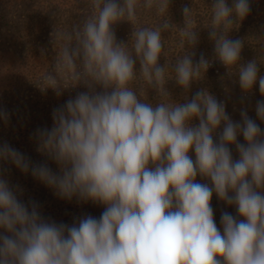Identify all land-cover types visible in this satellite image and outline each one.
Wrapping results in <instances>:
<instances>
[{
    "label": "clouds",
    "instance_id": "obj_1",
    "mask_svg": "<svg viewBox=\"0 0 264 264\" xmlns=\"http://www.w3.org/2000/svg\"><path fill=\"white\" fill-rule=\"evenodd\" d=\"M169 4L90 0L92 13L80 24L55 29V63L37 86L57 96L80 84L88 89L53 111L51 129L36 130L38 151L55 161L59 174L46 164H31L7 143L0 145V161L30 171L63 199L92 201L105 210L99 219L58 224L45 219L36 202H21L18 189L0 178V264H264V130L243 110L242 122H233L224 102L206 89L185 103L172 100L169 80L187 91L212 61L201 55L193 62L197 26L193 8L184 7V52L174 64L159 65L162 32L172 27ZM140 8L165 18L156 27H137ZM211 8L206 27L212 29L215 58L229 76L238 73L247 92L257 82L258 63L240 65L243 41L228 34L249 14V0H233L231 7L214 0ZM120 21L133 25L128 44L117 43L112 30ZM169 66L174 78L166 75ZM138 74L155 90L157 103L131 87ZM259 91L264 96V76ZM256 114L264 122V100L257 102ZM0 118L7 122L8 114L0 111ZM241 135L244 144L237 141ZM198 175L211 186L196 182ZM213 193L238 214H221L222 232L214 221Z\"/></svg>",
    "mask_w": 264,
    "mask_h": 264
},
{
    "label": "trees",
    "instance_id": "obj_2",
    "mask_svg": "<svg viewBox=\"0 0 264 264\" xmlns=\"http://www.w3.org/2000/svg\"><path fill=\"white\" fill-rule=\"evenodd\" d=\"M203 2L211 6L214 0H203ZM252 2L254 3V0ZM184 7L193 8V19L196 24L198 22L200 26H208L211 23L212 12L198 13L192 0H170L167 18L172 23V27L162 32L164 53L158 61L161 67L167 63L174 64L175 59L184 52L179 34V28L184 26ZM91 13L90 0H0V111L8 114L7 122L0 118V145L7 143L22 153L31 164H46L57 174L59 167L55 161L38 151L36 130L51 129L53 111L63 107L69 99H74L79 93L88 89L84 84H80L64 89L62 94L57 96L53 89L42 91L37 84L43 86L44 74L51 71L55 63L59 49V42L53 40L52 34L55 29L70 30ZM164 18L158 16L155 9L140 8L137 12L136 26L156 27ZM247 20L248 15L239 22L238 27H234L240 34L243 33ZM112 30L117 43L130 42L133 32V25L130 22H117ZM198 30L199 32L195 29L198 42L191 48L195 53L192 57L193 62L197 63L201 55L212 61L204 78L199 80L201 87L194 86V81L185 91L173 79L167 82L166 88L172 100L177 103L190 101L196 92L206 89L218 101L224 102L226 113L234 122H242L243 108H248L249 104H254L257 99L264 100V96L261 95L259 87H255L248 94L242 92L240 97L243 98L238 100L246 101L247 106L236 108L234 106L236 103H231L235 89L232 79L234 73L229 76L228 69L215 58L214 41L209 35L212 31L211 27H200ZM133 58L135 59V56ZM135 67L139 71L138 60ZM166 75L174 78L171 66ZM131 87L138 94H144L141 96L142 99L148 98L153 104L158 102L155 90L149 89L139 74ZM97 91L101 89L98 87ZM244 111L251 119L253 118L250 108ZM262 129H264L263 122ZM0 178L7 180L14 190L18 189L17 198L21 202L26 205L36 202L45 219L60 218L65 214V204L71 205L72 201L78 207L81 218L92 216L99 219L105 210L104 205L92 201L82 202L76 197L72 200L59 197L54 189L34 178L30 171L25 174L10 162L0 161ZM53 207L56 208L55 213H52Z\"/></svg>",
    "mask_w": 264,
    "mask_h": 264
},
{
    "label": "rangeland",
    "instance_id": "obj_3",
    "mask_svg": "<svg viewBox=\"0 0 264 264\" xmlns=\"http://www.w3.org/2000/svg\"><path fill=\"white\" fill-rule=\"evenodd\" d=\"M253 0H249V4L251 6V4ZM264 0H254L252 9H250V12L248 14V20L245 22V28L243 30V33H239L238 29L234 28L230 31V36L229 39L231 40H236V39H240L243 41V48L241 51V59L239 61L240 65H246L249 61L252 60H257L258 63V68H259V72H258V79H257V86H253L252 89H254L255 87H259V77L260 76H264V2H262ZM193 5L197 7L198 9V13H203V14H210L212 12V8L211 6H207L203 0H192ZM227 4L229 7L232 6L233 4V0H227ZM209 12V13H207ZM197 28V32H199V28L200 27H206V25H199L198 22L196 24ZM235 27V26H234ZM232 32V33H231ZM201 38V37H200ZM233 79V84L235 85V89H234V94H233V100H231L232 104L235 102L236 104L234 106H236V108L238 107H245L246 105V101L241 100L239 101V98H243L240 97V95L246 93L248 94L251 90L245 92L244 90L241 89L240 85H239V77H238V73H234V76L232 77ZM194 86H199L201 87V85H199V81H195V85ZM260 101L259 99L256 100V102L254 104H249L248 108L244 109L247 110L250 108V112L252 114V119L259 125V127L262 129V121L259 120V118L257 117L256 114V104L257 102ZM233 121V120H232ZM234 122V121H233ZM194 124H198V120H193ZM264 123V122H263ZM223 130V125H221V127L217 130L218 133L222 132ZM264 130V129H262ZM214 142H218V135H214L213 137ZM237 141L241 144H244V138L243 136H238L237 137ZM229 148L232 152L233 155V159H238V152L235 148L234 145H229ZM190 157L193 159V161H195V154L194 153H189ZM196 182L198 183H208L209 186H211V182L209 180H207L206 178H202L199 175L196 177ZM211 207L213 209V213H214V221L217 225V228L221 230L222 232V225H221V214L224 212H227L231 215H233L234 217H237V211L235 206H229L226 203H224L223 201L219 200V198L216 196L215 193H213V196L211 198ZM219 204V206L217 205ZM62 206V204H60ZM54 206V205H53ZM56 208L53 207L52 208V213H55ZM79 209L78 207L75 205L74 201L71 202V205H68V203L65 204V214L61 215L60 218L59 217H53L52 221H55L56 223H64L67 225H72L74 222H78L79 219H81L80 213L78 212ZM79 216V217H78Z\"/></svg>",
    "mask_w": 264,
    "mask_h": 264
}]
</instances>
